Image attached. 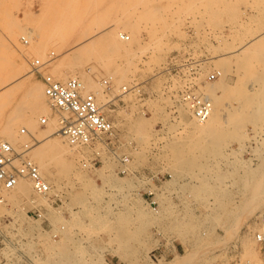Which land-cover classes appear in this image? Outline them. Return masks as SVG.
I'll return each mask as SVG.
<instances>
[{
  "label": "rangeland",
  "instance_id": "rangeland-1",
  "mask_svg": "<svg viewBox=\"0 0 264 264\" xmlns=\"http://www.w3.org/2000/svg\"><path fill=\"white\" fill-rule=\"evenodd\" d=\"M123 1L126 3L128 8L127 11L124 10L121 4ZM139 1L140 0H0V51L4 50L1 51L0 56L2 57L0 58L2 61L5 57L9 60L10 58L8 57L9 55L7 54L5 47L12 46L10 48L15 54L14 60H16L18 54H23L25 51L24 53L27 55L26 61H29V63L27 62L29 68H27L28 65L23 66L24 68L17 67L18 65L15 63L17 61L13 62L12 57L11 60H9L11 63H9L8 60L3 62L0 60V65L6 66L7 61L8 66L6 67H9V70L13 67L14 63V66L17 65L16 67L21 70H19V75H21L18 78H23L25 75L28 76L29 73L28 78L30 80L34 79L33 81L42 83L44 87L41 74L33 72L32 67L30 66L31 62L36 58H40L42 61H48L41 68L43 74L55 73L57 70L54 66H56L59 71L53 75L61 80L67 79L70 75L83 77V74L89 72V69L86 70L85 66H89L92 63L95 67L90 70L93 72L89 73H95L93 74V77L96 78L98 85L100 87L106 86V89L102 88L105 91L107 90L106 94L110 95V101L107 105H103L104 110L115 121L120 132L119 140L112 147V149L104 146L100 149L99 155L96 156L95 151L89 150L88 148L81 153V156L79 155L81 159L79 158V160L76 159L75 161V167L79 168L77 167V165L80 166L78 163L90 161V159H93L96 156L98 161L95 165L85 166L84 164H81L80 171L79 169L76 170V168H73L72 171L71 169L70 171L68 169V172H66V167H61L63 163L58 162L59 164H55V170L57 171V168L59 167L60 172L63 173H60L62 175L61 176L58 172L59 170L57 171L59 176L57 174V180L55 181H58L59 183H55L54 186L57 189L56 191H61L59 196L61 200L55 199V201L52 202L50 200L45 202L42 200L43 202L41 201L35 204L37 206L32 203H28V205L27 203H24L25 199L31 198L34 195H22L18 196L14 200V198L12 199L10 196L11 191H9L6 194L7 203L0 205V227L10 221H26L28 219L27 214L24 213L22 207L27 205L26 210L38 207L41 212H43L45 218L48 219L46 220V223L49 224V228H52V230L48 228V233L40 231L41 229L39 228H37L38 230L33 228L30 229L34 235L37 232L41 233L36 235L38 236V239H34L32 244L36 249L40 250L42 256H46V253H48L47 251H49L48 247H51V245H57V248L60 244V247H63L64 250L63 245L66 244L65 249L71 251L67 254L66 250L63 251L60 248V250H62L60 251L62 253H60V255H63V257L60 258H62V261L64 260V264L65 262L66 264L67 262H70L69 264H71L72 261V264H97V262L99 264L101 261L104 263L107 262L108 264H140L143 262H151L152 260L155 262H160L161 260L166 261L174 258L177 254L184 253L188 250L187 245L181 239L182 236H180L181 233H179V229H177V221H179L181 217L188 215L187 217L193 219L191 220L192 222L195 221L194 223H200L198 227L199 231H203L206 227L211 228L215 226V229L213 228L215 230L213 234L214 236L211 235L210 238H208L207 243H205L208 250L207 254L203 255L201 258L199 257V259L197 258L193 264H240L242 261L248 260L246 258L242 260L241 258V254L244 253L242 240L251 238H253L251 240H255L254 231L257 227V223L255 222H257L258 214L252 215L251 218L241 215L243 217H241V220L239 219L240 222L238 221V230H236V224H233L234 220H232V223L229 222L225 229H222L220 222L217 223V221H213L206 216V212H208L206 208L207 198H197L192 194V192L188 191L190 190L189 188L193 186L191 176L186 174L176 175L173 164L174 156L172 154V143L177 138L182 136L180 133L183 129V118L180 116L181 113H179L180 111L178 109L181 100V82L178 80L179 78H177L175 71L172 70L171 67L174 56L190 54L201 60V77H205L207 74L215 70L223 71V74L219 77V79H224V81H220L217 78L213 81L206 82L205 84L199 83L200 88H203V90L207 92L206 94H208L212 85L213 87H218V82L222 84L219 85L220 88L218 87L215 91L216 93L214 94L222 95L221 99L223 101L225 100L224 102L222 101L223 107L225 108L226 106L225 110H242V114L238 115V119H240V121L242 120L241 122L243 123L247 119L248 121H245L244 125L242 124L243 127H241L242 130L240 129V132H243L248 136L254 135L253 137L256 138H245L243 140V147L238 139L233 137L230 142L229 140L232 136L229 135L230 137H226L225 140H228L229 142H225V150L232 153L230 154V156H232L229 159L231 160V163L226 160L220 161V171L223 172L226 169L232 170L234 166L232 165L233 162L235 163V166H240L238 164L239 162H236L235 160H239L240 164L241 159H245L249 163L251 161L252 164H255L258 161L256 158L257 152L264 151V142L261 143L264 140V126L258 120L261 119V117L257 116V122L254 121V123H252L251 120L253 119L247 117L245 113L249 112L250 109L251 111L259 109L254 108V105H252L253 103L264 102V99H260L264 98L261 96V93L264 91V83L262 81L254 82L257 77L258 80L264 78V68H262L264 67V44H262L263 48H261V46L254 49L246 47L243 48L244 51L239 46L242 41L244 42L245 40L250 39L248 32L250 29H252L253 33H257L259 29H261L262 26L257 22V15L259 12L255 9L256 6L251 7L252 5H250V0H236V5L239 8H237L239 10V16L237 19H234L233 17L231 18L232 14L225 11H221V15L219 14L220 16H214L213 13V18L212 12L208 9L210 6H208V2H205L207 0H202L205 3L201 0H198L199 2L196 0H158L159 5L157 0H142L140 3ZM146 1L148 3H146ZM150 1L153 2L151 3ZM149 2L150 5H148ZM134 4L135 6H133ZM135 7H139L140 10H150L151 13L148 12V15H144V17L140 20V37L131 44L134 49L132 52L134 53L129 54L130 59L126 58L128 55L127 52H122L119 55H116V57H114L115 60L113 59L112 61L113 63L118 60L117 62L121 65L123 64L124 66L130 64V67H127L131 69L127 76L128 80L122 78L120 82H118L119 85L117 84L118 90H116L117 88L114 90V88H112L113 84L111 81L119 79L120 77L114 72L116 69V66L114 65L115 63H111L113 65L111 66L106 62L107 60L98 59L93 54L94 56H89L90 59H88V56L85 57L88 60L85 58L83 59L87 61L83 66L85 68L76 66L78 68L77 69L75 65L71 63L73 62V59L70 58V53L72 48L77 45L75 41L82 36L83 31L85 32L86 29L87 31L92 29L90 26H97L98 24H101L99 22L100 17H109L105 19H107L111 24H119L117 27L118 29H121V18H123V16L125 17L127 14L130 17L132 10H134L133 8ZM154 7L156 10L153 9ZM153 15L155 16L153 17ZM254 16H257L256 19ZM107 20L104 22H107ZM258 25H260V28ZM9 26L12 27L10 28ZM124 31L129 33V30ZM23 36L26 37L29 42H25L22 39ZM10 40L15 41V44L18 47L13 45L14 43L11 44ZM123 41L127 42L128 40ZM41 42L45 43H43V49L42 47L40 48L37 46ZM33 46H35L34 50ZM19 47H23L22 52ZM36 48L41 51L38 49L36 50ZM259 48L262 50H259ZM234 49L236 50L234 51ZM41 52L46 58L41 54ZM65 54L67 55L66 60L68 57L67 65L66 61L62 60L65 58ZM262 54L263 57L261 56ZM240 56L242 57L240 58ZM248 56H250V59ZM256 56H261L263 60L259 57L255 59ZM219 59H222V61ZM223 60L227 61L223 62ZM245 60L249 64H247ZM61 63H63V66L65 67H63ZM69 63L74 67H69ZM245 63L248 67L251 65L249 68H246L248 70L242 67ZM119 64H117V66ZM16 67H14V70H17ZM60 67H63L62 69L64 70V73L61 71L62 69H60ZM24 69L26 71H24ZM73 69L76 75L72 72ZM81 70H85L83 71L84 73H82ZM9 71H11V69ZM23 71L25 73L24 75ZM262 71L263 76L261 73ZM60 73L62 75H59ZM81 73L82 75H80ZM64 74L67 75L65 76ZM110 76H113V78ZM4 77L0 78V82L2 81L1 79H4ZM99 81L104 84H100ZM125 84L129 86H137L128 92H124L122 90ZM224 84L226 86H224ZM19 88L15 91L17 92L18 90V93H16L18 96L16 94L10 96L9 101L11 103L9 101L5 102L6 99L3 101L4 103H7L3 105L4 108L6 106L7 112L9 111L11 114L9 112L6 113L4 108L0 109V114L2 113V117L0 116V118H3L2 120L0 119V121L3 122V124L0 122V133L2 132V125L7 123L9 116H14L15 114V108L12 110L14 104L16 103L15 105L17 106L18 103L23 104V102H25V98L23 96L25 94V89H23V92L22 90L19 91ZM86 90L92 91L87 87ZM201 92L205 94L204 91L201 90ZM258 92L260 93V96L258 95ZM239 94L243 95V97H241L242 99L239 98L240 100L238 99L240 96ZM245 94L246 96H249V94L250 96H257L260 100L257 102V98L255 97H253V99H247L245 97L244 99ZM262 95H264V93ZM18 97H23L24 100L20 98L21 102ZM46 100V107H50L46 108V110L49 109L50 112L49 110H47L48 112L45 110L37 116V124L35 123V128L30 129V126L28 127V123L26 124L25 121H21L20 124H18L17 137H15L14 141H16L15 144L18 146V150L20 148L19 151H22L25 147H27L25 144L22 145L25 141H29L30 143L35 142L36 144L34 143V146H37V144L42 142L45 137L43 132H46V128L48 131V129L52 130L55 127V129L60 127V125H58L60 124L58 113L52 108V106H50L51 104L47 98ZM251 102L252 104L249 105ZM237 103L240 104L238 106L240 109L236 106ZM247 103H249V106ZM7 105H9L10 108ZM8 108L14 113H12V111ZM43 117H47L46 122L42 121ZM141 118H146L147 124V130L142 132L143 134L135 128V120ZM51 120H55V122H53L54 124L49 123ZM51 126L54 128H51ZM23 128H26L25 132H22ZM53 133L52 137L55 136L54 138L65 139V137L57 131ZM1 134H3V132ZM1 134L0 139H9L6 135L2 138L3 135ZM22 134L25 136H22ZM28 138H30L31 141L28 140ZM259 147L263 149L260 151ZM27 151V155L32 158L33 153L31 154V148ZM233 151L235 153H233ZM118 154L128 155L130 157V161L126 166L128 168L127 172H120L121 162ZM236 157L239 159H234ZM107 162L109 165L104 168V170H106V174L116 177L119 181H121V183L124 184L121 189L117 186L114 187L110 184V182L104 184L102 182L103 179L97 175L98 173L96 171L98 168H101V166L103 167ZM62 168H65V172L61 170ZM74 171L75 173H73ZM82 172L84 176L81 175ZM242 173V168L237 169L228 178V183H230L229 188L231 190L235 191L239 187ZM89 179L94 183L96 182L95 184L103 189H101L102 193L99 194V197L95 196L96 194H94L92 189L87 185V182L90 181ZM81 180H84V182ZM108 184L112 185L113 188H111L110 185L108 186ZM118 208H123V210L126 209L125 211L128 213L126 212L125 215L122 213V217L121 214L119 215L118 213H115ZM166 209L167 211H165ZM190 210L191 213L193 211L194 212L191 214L189 212ZM179 215L180 218H176L179 217ZM129 217L130 219L128 220ZM119 219L121 222H123V219L124 221H129L130 223L127 227L131 231L134 230L136 232V235L130 238L131 240L125 244L121 241L120 234H117V232L120 233L119 228L121 223ZM195 219H197V221ZM41 221L42 220H39L38 222L40 223ZM108 223L110 225H108ZM103 224H106L108 227L105 228L106 226ZM62 225H64L65 228L62 229V231H59L60 235L55 238L52 232L58 231ZM226 238L229 239L226 240ZM67 239L71 240L69 241ZM224 240L226 242H224ZM43 241H45V247L42 245ZM129 242L131 244H129ZM255 243L256 241H254L253 245L255 251L257 252V257L252 258L251 261H253L254 264H264L258 249H256L257 244ZM123 244L126 248H124ZM121 245H123V248ZM42 247L47 251L43 252L44 250ZM51 249H55V246L51 247L50 250ZM124 251L126 253H124ZM64 256L66 258H64ZM41 259H45V257H42ZM102 262L100 264H103Z\"/></svg>",
  "mask_w": 264,
  "mask_h": 264
},
{
  "label": "bare ground",
  "instance_id": "bare-ground-1",
  "mask_svg": "<svg viewBox=\"0 0 264 264\" xmlns=\"http://www.w3.org/2000/svg\"><path fill=\"white\" fill-rule=\"evenodd\" d=\"M126 1V0H125ZM131 1V0H130ZM142 1V0H140ZM139 1V3H140ZM145 1V0H143ZM162 1V0H160ZM198 1V0H196ZM202 1V0H201ZM200 1V2H201ZM247 1V0H246ZM151 2V1H150ZM150 2L148 5H150ZM153 2V1H152ZM151 2V3H152ZM158 2V0H157ZM155 2V3H157ZM199 2V1H198ZM204 2V1H202ZM205 2H208V9H210V12H212V16H213V13H214V16L217 15V16H220L221 14V11H225V12H230L232 14L231 18L233 17L234 19H237V17L239 16V8L237 7L236 5V0H207ZM204 2V3H205ZM238 2V1H237ZM243 2V1H241ZM245 2V1H244ZM250 5H252L251 7H255V9L259 12V14L256 16L258 19H257V22L262 26L261 29H259V31L255 34L253 33L252 29H250L249 32V37L250 39L248 40H245L244 42L242 41L240 43V48H251V49H254L258 46H261V48H263L262 44H264V0H250ZM248 2V3H249ZM121 3V2H120ZM133 3V2H132ZM131 3V4H132ZM144 3V2H142ZM141 3V5H142ZM146 3H148L146 1ZM246 3V2H245ZM122 6L124 8L125 11L128 10L127 6H126V3L123 1L122 3ZM145 4V3H144ZM158 5H159V2H158ZM248 5V4H247ZM135 6V4L133 5ZM143 6V5H142ZM146 7V6H144ZM131 8V7H130ZM152 8V7H151ZM157 8V7H156ZM238 8V9H237ZM6 9V8H5ZM134 10H132V13H131V16L129 17V15L127 14L125 17L123 16V18H121V23H120V26H121V29H118V25L117 23L115 24H111L110 22H108L107 19L105 18H109V17H106V16H102L99 18V22L101 24H98L97 26H90L92 29H89L87 31V29L85 30V32L83 31L82 33V36H78L79 38L75 41L77 43V45L75 47L72 48L71 50V55H70V58L73 59V65L76 66H80V67H83L84 66V63H86L87 61L83 60L86 56H88V59H90L91 55L92 56H96V58L98 59H103V60H107L106 62L108 64H110L111 66H113L112 64L115 63L114 65L116 66V69H115V73L117 75H119V79H114L112 82V88H117L116 90H118V87H117V84L118 82H120V80L123 78V79H127V76L129 74V72L131 71V69H129V65L128 64L127 66H124L123 64H119V62H113V59L114 57H116V55H119L120 53L122 52H127V57L128 59H130L129 57V54L131 53H134L132 52L134 49L133 47L131 46V44L135 41V40H138L139 39V34H140V28H141V18L144 17V15H148V12H150V10H140L139 7H135L133 8ZM155 9V7L153 8ZM156 10V9H155ZM158 10V8H157ZM238 10V11H236ZM241 10V9H240ZM154 11V10H153ZM243 11V10H242ZM5 12V11H4ZM151 13V12H150ZM154 13V12H153ZM152 13V14H153ZM6 14H7V11H6ZM220 14V15H219ZM4 15V14H3ZM9 15V13H8ZM137 15V16H135ZM241 15V13H240ZM7 16V15H6ZM11 16V15H10ZM9 16V17H10ZM155 15H153L154 17ZM213 16V18H214ZM8 17V18H9ZM14 17V16H13ZM146 17V16H145ZM152 17V18H153ZM255 17V16H254ZM255 17V19H256ZM156 18V17H155ZM218 18V17H217ZM150 19V18H149ZM154 19V18H153ZM220 19V18H219ZM12 20V19H11ZM98 20V18H97ZM107 22H104L106 21ZM143 20V19H142ZM10 23V22H9ZM12 24V23H11ZM8 25V24H7ZM260 25L259 28H260ZM2 27V26H1ZM10 27V26H9ZM12 27V26H11ZM10 27V28H11ZM88 27V28H90ZM8 29V28H7ZM249 29V28H248ZM10 30V29H9ZM124 30H129V35H130V39L126 42V41H123V39L121 40L120 38V32H125ZM87 31V33H86ZM10 32V31H9ZM1 34V33H0ZM16 34V33H15ZM248 34V33H247ZM11 35V33H10ZM4 36V35H3ZM248 37V38H249ZM17 38V37H16ZM1 39V38H0ZM84 39V40H83ZM243 39V38H242ZM246 39V38H245ZM7 40V39H6ZM11 41V40H10ZM9 41V42H10ZM142 41V40H141ZM40 42V41H39ZM14 43L13 45L16 46V42L15 41H11V44ZM44 43V42H43ZM43 43H39L37 46H39L40 48L42 47L43 49ZM4 44V43H3ZM33 44V43H32ZM35 44V43H34ZM45 44V43H44ZM130 44V45H129ZM139 44V43H138ZM234 44V43H233ZM18 45V44H17ZM47 45V44H46ZM2 46V45H1ZM5 46V45H4ZM3 46V47H4ZM36 46V44H35ZM35 46H33V50L35 48ZM135 46V44H134ZM139 46V45H138ZM237 46V45H236ZM235 46V47H236ZM12 46H7L5 47V49L7 50V54L9 55L8 57L10 58L9 60H11V57L13 58L12 61L17 63V67H22L24 68L23 66H27L29 61H26L27 59V55L26 53L23 52V54L21 53L22 52V48H20V53L21 54H18L17 57H16V60H14V53L13 51H11V48ZM18 47V46H16ZM38 47V48H39ZM140 47V46H139ZM2 48V47H1ZM32 48V47H30ZM36 48V50L38 49ZM249 48V49H250ZM259 48V50L261 49ZM248 49V51H249ZM40 50V49H38ZM69 50V51H70ZM233 50V49H232ZM231 50V51H232ZM236 49H234L235 51ZM241 50V51H242ZM256 50V49H255ZM262 50V49H261ZM1 51H4V50H1ZM0 51V53H1ZM41 51V50H40ZM45 51V49H44ZM244 51V50H243ZM253 51V50H251ZM257 51V50H256ZM32 52V51H31ZM68 52V51H67ZM214 52V51H213ZM227 52V51H226ZM233 52V51H232ZM240 52V51H239ZM255 52V51H254ZM16 53V52H15ZM234 53V52H233ZM256 53V52H255ZM6 54V53H5ZM42 54V52H41ZM94 54V55H93ZM214 54V53H213ZM237 54V53H236ZM253 54V53H252ZM260 54V53H259ZM264 54V53H263ZM263 54L261 55L263 57ZM30 55V54H29ZM43 55V54H42ZM69 55V54H68ZM124 55V56H125ZM245 55V54H244ZM5 56V55H4ZM41 56V55H40ZM44 56V55H43ZM66 54H65V58H63L62 60H65L66 61V65L68 64L67 63V60H68V57H67V60H66ZM90 56V57H89ZM135 56V55H133ZM214 56V55H213ZM261 56H256L255 59H257V57H259L260 59ZM2 57V56H0ZM31 57V56H30ZM45 57V56H44ZM120 57V56H119ZM212 57V56H211ZM222 57V56H221ZM242 56H240L241 58ZM249 59H250V56H248ZM252 57V56H251ZM46 58V57H45ZM94 58V57H93ZM95 58V59H96ZM118 58V57H117ZM253 58V57H252ZM86 59V58H85ZM86 59V60H88ZM93 59V60H95ZM125 59V58H124ZM136 59V58H135ZM1 60V58H0ZM5 60H8L6 59V57L4 58L3 61ZM8 60L9 63H11L10 61ZM70 60V59H69ZM115 60V59H114ZM133 60V59H132ZM220 61H222V59H219ZM248 60V59H247ZM252 60V59H251ZM263 60V59H262ZM2 61V60H1ZM2 61V62H3ZM71 61V60H70ZM92 61V60H91ZM124 61V60H123ZM128 61V60H127ZM227 61V60H225ZM223 60V62H225ZM236 61V60H235ZM246 61V60H245ZM249 61V60H248ZM6 61V66L7 63ZM12 62V63H13ZM28 62V63H27ZM56 62V61H55ZM69 62V61H68ZM90 62V60H89ZM94 62V61H92ZM96 62V61H95ZM98 62V61H97ZM122 62V61H121ZM135 62V60H134ZM65 63V62H64ZM112 63V64H111ZM119 64L117 66V64ZM244 63V62H243ZM247 63V61H246ZM243 64V68L246 69L248 66L247 64ZM259 63V62H257ZM4 64V63H2ZM70 64V63H69ZM88 64V63H87ZM252 64V63H251ZM264 64V63H263ZM11 65V64H10ZM15 64L13 63V67H11V71L8 70L9 67H6L5 65H0V78H3L4 76V79H1L2 81L0 82V109L4 108V104H7V103H4L3 101L6 99L5 102L9 101L10 100V96H13V94H16L18 93V90L17 92L16 89L19 88V87H23V88H19L20 90L19 91H23V89H25V94L23 95L24 98H25V102H23V104H20L18 103V105L16 106L14 104V107H12V110L14 109L15 111V114L14 116L11 115L9 116L8 120L6 119L7 116H6V120H7V123L5 125H2V132L3 135L2 138L4 137V135H6L10 140V142H12V144L18 149V146L15 144L16 141H14L15 137H17V126H19L18 124H20L21 121H25L26 124L28 123V127L30 126V129H33L35 128V123L37 121V116H39V114L43 111L46 110V108H50V107H46L47 106V96L45 94V91H44V87L42 85V83L40 82H37V81H33V80H30L28 78L29 76V73H28V76H23V78H18L20 75H19V70L16 66H14ZM61 65L63 66V63H61ZM65 65V64H64ZM72 64L69 65V67L72 66V68L74 67ZM86 65V64H85ZM97 65V64H96ZM101 65V64H100ZM104 65V64H103ZM106 65V64H105ZM226 65V64H225ZM242 65V63H241ZM12 66V65H11ZM31 66V65H30ZM99 66V65H97ZM133 66V64H132ZM228 66V65H227ZM251 66V65H250ZM249 66V67H250ZM14 67L17 68V70H14ZM65 67V66H63ZM62 67V68H63ZM67 67V66H66ZM86 67V70H88L89 72H93V71H90L91 69H93L95 66L91 63V65L89 66H85ZM83 67V68H85ZM223 67V66H222ZM241 67V66H240ZM248 67V68H249ZM257 67V66H256ZM15 68V69H16ZM21 68V69H22ZM26 68V67H25ZM29 68V65L28 67ZM26 68V69H27ZM31 68V67H30ZM54 68H56L57 71L58 68L56 66H54ZM60 67V69H62ZM77 68V67H76ZM75 68V69H76ZM264 68V67H262ZM78 69V68H77ZM76 69V70H77ZM253 69V68H252ZM53 70V68H52ZM95 70V69H94ZM113 70V69H112ZM248 70V69H246ZM251 70V69H250ZM249 70V71H250ZM254 70V69H253ZM21 71V70H20ZM24 71H26L24 69ZM23 71V75L25 74ZM56 71V72H57ZM62 72L64 71L63 69L61 70ZM82 71V70H81ZM85 71V70H83ZM82 71V73H84ZM107 71H108V68H107ZM264 71V69H263ZM263 71L261 72L262 73V76H263ZM52 72V71H51ZM55 72V71H54ZM55 72V73H56ZM61 72V73H62ZM74 73V69L72 71ZM76 72V71H75ZM85 73L82 75V73L80 75H82L83 77H81L82 81L84 82V85H85V88H89L91 89L96 95H97V98H98V102L100 103V105H107V103L110 101L109 99V96L108 94H106V91L103 89V88H107L106 86H99L98 85V82L96 80V78L93 77V74L91 73ZM113 72V71H112ZM256 72V71H255ZM53 73V74H55ZM58 73V72H57ZM59 74V75H62V74ZM80 73V72H79ZM75 74V73H74ZM78 74V72H77ZM104 74V73H103ZM256 74V73H255ZM65 75V74H64ZM67 75V74H66ZM65 75V76H66ZM76 75V74H75ZM79 75V74H78ZM98 75V74H97ZM257 75V74H256ZM64 76V77H65ZM71 76V75H70ZM95 76V75H94ZM32 77V76H31ZM102 77V76H101ZM111 77V76H110ZM132 77V76H131ZM221 77V76H220ZM66 78V77H65ZM113 78V76L111 77ZM114 78H115V74H114ZM130 78V77H129ZM224 78V76H223ZM131 79V78H130ZM219 79V78H218ZM260 79V78H259ZM125 80V81H126ZM220 81H224V79H219ZM218 80V81H219ZM254 80V79H252ZM256 81H262L264 83V78L261 79V80H258V77L257 79H255L254 82ZM100 82V81H99ZM108 82V81H107ZM106 82V83H107ZM128 82V81H126ZM215 82V81H214ZM102 82H100L101 84ZM109 83V82H108ZM107 83V84H108ZM261 83V82H260ZM258 83V84H260ZM104 84V83H102ZM105 84V85H107ZM129 84V83H128ZM227 84V83H226ZM119 85V84H118ZM215 85V84H214ZM219 85H222L218 82V87ZM109 86V84H108ZM116 86V87H114ZM209 86V85H207ZM224 86H226L224 84ZM103 87V88H102ZM218 87H211L209 93L207 94L212 100H213V103H214V109H213V112L211 113V115L209 116V118L204 121V122H197L195 121L194 117L192 116V112L190 110V108L187 106L186 103L184 102H180V106H178L179 108V113H181V117L183 118V126H182V131H181V135L179 138H177L173 143H172V154H173V164H174V168H175V173L176 175H189L191 176V179L193 182L192 183V187H190L188 191L192 192V194L197 197V198H207L206 200V208L208 210V212H206V216H208V218L212 219L213 221H217L220 222V226L222 227V229L226 228L227 224L229 222L232 223V220H234V223L233 224H236V230H238L237 227H239L237 224H238V221L240 222L241 220V215H244L245 217H250L252 215H257L259 214V212H264V151H261L263 148H260V151L261 152H257V155H256V158L258 159V161L255 163V164H252L251 161L250 163L247 162L245 159H241V164H240V161L238 160H235L236 162H239L238 164L241 166H238L240 168H242V175L240 177L241 179V183L239 185V187L233 191L229 188V184L228 183V178L234 173V171H236L237 169H240L238 168L237 166H235V163L233 162L232 165L233 166V169L232 170H228L226 169L225 171L221 172L220 171V167L219 166V162L220 161H223V160H226L228 162L231 163V160H229L231 158L230 154L232 153H229L227 152V150H225V142L228 141V140H225V138L227 137H230V142L232 141L231 139H233V137L235 139H238L241 143V146L244 147V144H243V140L245 138H256V137H253V136H248L246 135L245 133L243 132H240V129L242 130L241 127H243L245 121H248L245 120L244 123L240 121V119H238V115L242 114V110L240 109V107H238L239 105H237V107L240 109V111H236V110H225V108L223 107V103H222V95H215L214 93H216L215 91L217 90ZM264 87V86H263ZM110 88V87H109ZM108 88V89H109ZM210 88V87H209ZM220 88V87H219ZM227 88V87H226ZM121 89V88H120ZM202 91L205 92V94L207 93L205 90H203V88H200ZM263 89V88H262ZM261 89V91H262ZM200 90V91H201ZM90 91V90H88ZM121 91V90H120ZM123 91V90H122ZM231 91V90H230ZM236 91V90H235ZM260 91V92H261ZM15 92V93H14ZM24 92V91H23ZM110 92V91H108ZM113 92V91H112ZM117 92V91H116ZM111 93V92H110ZM123 93V92H122ZM264 93V91H263ZM263 93H261V96L264 97V95H262ZM236 94V93H235ZM260 93L258 92V95ZM17 95V94H16ZM240 96L238 97V99H242L241 97H243V95L239 94ZM18 96V95H17ZM125 96V95H123ZM238 96V95H236ZM235 96V97H236ZM260 96V95H259ZM108 97V99H107ZM245 97L247 99H253V97L255 96H246V94L244 95V99ZM9 98V99H7ZM19 98V97H18ZM17 98V100H18ZM23 99V97H20ZM19 98V99H20ZM111 98V97H110ZM231 98V97H230ZM257 98V96L255 97ZM48 99V98H47ZM236 99V98H235ZM237 99V100H238ZM239 99V100H240ZM260 99H264V98H260ZM259 98H257V102L260 100ZM24 100V99H23ZM21 101V99H20ZM103 101V102H102ZM225 101V100H224ZM223 101V102H224ZM252 101V100H251ZM264 101V100H263ZM10 102V101H9ZM17 102V101H16ZM22 102V101H21ZM255 102V101H254ZM11 103V102H10ZM249 103H247L248 105ZM252 102L249 104L251 105ZM10 105V104H9ZM7 105V106H9ZM246 105V106H247ZM248 105V106H249ZM252 105H254V108H259L258 110L256 111H250L249 112H246L245 115L247 117H249L250 119H253L251 120L252 123L257 122V116L261 117V119H258L261 124L264 126V102L263 103H253ZM3 106V107H2ZM51 106V105H50ZM109 107V106H108ZM235 107V106H234ZM10 108V106H9ZM8 108V109H9ZM231 108V107H230ZM245 108V106H244ZM252 108V107H251ZM6 110V106L4 108ZM232 109V108H231ZM236 109V108H235ZM249 109V108H248ZM247 109V111H248ZM10 110V109H9ZM10 110V111H12ZM49 110V109H47ZM46 110V111H47ZM238 110V109H237ZM4 111V110H3ZM1 111V112H3ZM230 111V112H229ZM6 113L7 110L5 111ZM12 111V113H14ZM48 112V111H47ZM50 112V110H49ZM4 113V112H3ZM10 113V112H9ZM11 114V113H10ZM46 114V112H45ZM5 115V114H4ZM3 115V116H4ZM9 115V114H7ZM0 116L2 117V113L0 114ZM140 117V116H139ZM256 117V119H255ZM39 118V117H38ZM245 118V117H244ZM1 119V118H0ZM3 119V118H2ZM1 119V120H2ZM57 121V119H55ZM55 120H51V122L49 123H53L55 122ZM182 120V119H181ZM244 120V119H243ZM5 121V120H4ZM134 121V120H133ZM2 124L3 122L0 121ZM6 122V121H5ZM59 122V121H57ZM40 123V122H39ZM135 128L137 131L139 132H145L147 130L146 128V118H141V119H138V120H135ZM37 124V123H36ZM54 124V123H53ZM243 124V125H242ZM60 125V124H58ZM50 126V125H49ZM52 126H55V125H52ZM51 128H54L52 127ZM32 127V128H31ZM50 128V127H49ZM56 128V127H55ZM54 128V129H55ZM60 128V127H59ZM59 128L57 129H48L47 131V128H46V132H43V135L45 134V137L43 138L44 140H42V142L38 143L37 146H34V143H30L29 141H25L23 140V143L22 145H26L27 147H25L23 150H28L31 148V154H32V158L35 160V162H37V164L40 166L43 174L52 182L53 184V191L56 192V187L55 186V183H57L55 180H57V174L60 172L59 170V167L57 168V171L55 170V164L56 163H63V165H61V167H66V172H68V169L70 171L73 170V168L75 169L76 165H75V161L76 159L79 160V158L81 159V153H83L84 150L88 149V147H78V146H73L71 144H69L65 139L63 138H54L52 137V134H54L53 132L59 130ZM20 130V129H19ZM0 131H1V128H0ZM30 131H34V130H30ZM39 133V132H38ZM60 133V132H58ZM37 134V133H36ZM61 134V133H60ZM143 134V133H142ZM34 135V133H33ZM62 135V134H61ZM230 135V136H229ZM22 136H25L22 134ZM36 136V135H35ZM264 139V138H263ZM28 140L31 141L30 138H28ZM34 140V139H33ZM37 140V139H36ZM41 140V139H39ZM20 141V140H18ZM228 141V142H229ZM264 140L261 142L263 143ZM36 144V143H35ZM263 145V144H262ZM100 146L102 145H98L97 147L99 148ZM264 146V145H263ZM23 148V147H22ZM20 150V148H19ZM90 150V148H89ZM88 150V151H89ZM235 150V149H234ZM29 152V151H27ZM233 153H235L233 151ZM86 154V153H85ZM237 154V153H236ZM80 155V156H79ZM234 155V154H233ZM172 156V155H171ZM240 156V155H239ZM233 158V157H232ZM234 159H239V158H234ZM251 159V158H250ZM234 161V160H233ZM80 162V161H79ZM58 163V164H59ZM254 163V162H253ZM57 164V165H58ZM83 165L84 162H81V163H78ZM109 165V163L107 162L103 167L101 166V168H98V170L96 171L102 179H103V183H107V182H110V184H112L114 187H120V189L124 186L123 183H121V181H119L116 177H113L111 175H107L106 174V170H104L105 166ZM172 165V163H171ZM218 165V166H217ZM237 165V164H236ZM79 165H77V167L79 168H76V170L81 169ZM173 166V165H172ZM83 168V167H82ZM173 168V169H174ZM65 169V168H64ZM64 169L62 168L61 170L64 171ZM83 171V170H82ZM84 172V171H83ZM83 172L81 175H83ZM75 173V171L73 172ZM58 174V176H59ZM63 174V173H62ZM65 174V173H64ZM68 174V173H67ZM61 175V174H60ZM52 176V178H51ZM62 176V175H61ZM84 176V175H83ZM82 177V176H81ZM98 177V176H97ZM78 178V177H77ZM94 178V177H93ZM84 179V178H83ZM90 180V179H89ZM60 181V180H59ZM82 181V180H81ZM80 181V182H81ZM84 182V180L82 181ZM81 182V183H82ZM59 183V182H58ZM96 183V182H95ZM93 181H89L87 182V185L92 189V192L94 194H96L95 196H98L99 197V194L102 193V188L99 187L97 184H95ZM108 184V186L110 185ZM123 184V185H122ZM58 185V184H57ZM110 185L111 188H113V186ZM60 186V185H58ZM185 187V186H184ZM188 187V186H186ZM102 189V190H101ZM117 189V188H116ZM124 189V188H123ZM188 189V188H187ZM186 190V189H185ZM60 193V190H58V194ZM113 193V192H112ZM111 193V194H112ZM110 194V193H109ZM22 195H34L33 197L31 198H26L25 199V202L24 203H39L41 202L42 200L45 201H49L50 198H48L47 196H43V195H39L35 192L34 188H33V185L31 183V181H29L28 179H21L20 182L11 190L10 192V196L12 197V199L14 198H17L18 196H22ZM104 196V195H103ZM194 197V198H195ZM186 198V197H185ZM99 201V200H98ZM43 202V201H42ZM125 203V202H124ZM123 203V204H124ZM128 203V202H127ZM83 204V203H82ZM29 205V204H28ZM31 205V204H30ZM84 205H87V204H84ZM126 205V204H125ZM124 205V206H125ZM189 205V204H187ZM123 206V207H124ZM26 207H22L24 213L26 214ZM91 207V206H90ZM188 207V206H187ZM96 208V207H95ZM104 208V207H103ZM127 208V206H126ZM130 208V206H129ZM167 208V207H166ZM131 209V208H130ZM165 209V208H164ZM190 209V208H189ZM97 210V209H96ZM114 210V209H113ZM116 210V209H115ZM126 210V209H125ZM123 210V208H118L117 211L115 213H118L119 215L121 214L122 217H123V214L124 215L126 214L127 211ZM142 210V209H141ZM22 211V210H21ZM93 211V210H92ZM105 211V210H104ZM138 211V210H137ZM167 211V209L165 210ZM164 211V212H165ZM188 213V211H186ZM191 213V210L189 211ZM194 212V211H193ZM192 212V213H193ZM22 213V212H21ZM128 213V212H127ZM139 213V212H138ZM188 213V214H190ZM191 213V214H192ZM205 213V212H204ZM111 214V213H110ZM148 214V213H146ZM165 214V213H164ZM92 215V214H91ZM98 215V214H97ZM117 215V214H116ZM17 216V215H16ZM19 216V215H18ZM24 216V215H23ZM101 216V215H100ZM163 216V215H162ZM182 216V215H181ZM188 215L186 216H183L181 217V219L179 221H177V229H179V233H181L180 236H182V241L187 245L188 247V250L184 253H179L177 254L174 258H171L169 260H161L160 262H155L154 260H152L151 262H143V263H140V264H193V262L199 257L201 258L203 255L207 254L208 250H207V245L205 243H207V240L208 238H210L211 235L214 234V229H215V226L209 228V227H206L203 231H199L198 230V227H199V224L197 223H194L192 222L191 220H193L192 218L190 219L189 217H187ZM204 215V217H206ZM254 217V216H253ZM256 217V216H255ZM18 218V217H17ZM105 218V217H104ZM126 218V217H125ZM176 218H180V215L179 217H176ZM199 218V217H198ZM130 219V217L128 218V220ZM205 219V218H204ZM203 219V220H204ZM207 219V217H206ZM240 219V220H239ZM245 219V218H244ZM82 220V219H81ZM95 220V219H94ZM122 220V219H121ZM176 220V219H175ZM197 221V219H195ZM120 221V219H119ZM118 221V222H119ZM199 221V219H198ZM244 221V220H243ZM109 222V221H108ZM117 222V221H116ZM64 223V222H63ZM79 223V221H78ZM102 223V222H101ZM110 223V222H109ZM108 223V225H110ZM120 228H119V232L118 233L117 231V234H120V237H121V241L125 244L127 243L129 240H131L130 238L134 237L136 235V232L133 230L131 231L127 225L130 223L129 221L127 222L126 220L124 221L123 219V222L120 221ZM132 223V222H131ZM138 223V222H137ZM230 223V224H231ZM256 223V222H255ZM70 224V223H69ZM88 224V223H87ZM240 224V223H239ZM104 225V224H103ZM112 225V224H111ZM249 225V224H248ZM252 225V224H251ZM106 226V224L104 225ZM130 226V225H129ZM212 226V225H211ZM219 226V225H218ZM100 227V225H99ZM108 226H106L105 228H107ZM117 228V227H116ZM135 228V227H134ZM133 228V229H134ZM139 228V227H138ZM214 228V229H213ZM101 229V228H100ZM118 229V228H117ZM254 229V227H253ZM251 229V230H253ZM68 231V230H67ZM226 231V230H225ZM234 232V231H232ZM253 232V231H252ZM178 233V234H179ZM231 234V233H230ZM251 235V234H250ZM118 236V235H117ZM214 236V235H213ZM46 237V236H45ZM139 237V236H138ZM222 237V236H221ZM233 237V236H231ZM229 237V238H231ZM48 238V237H47ZM229 238H226L229 239ZM245 238V237H244ZM251 238V237H250ZM49 239V238H48ZM253 239V238H251ZM251 239H245V240H242L243 241V248H244V253L241 254V258L242 260H244L245 258L246 259H249V260H252V258L254 257H257V252L255 251V248H254V241L251 240ZM46 240V238H45ZM69 240V239H67ZM71 240V239H70ZM69 240V241H70ZM68 241V243H69ZM44 242L43 241V244L44 245ZM47 242V241H46ZM224 242H226L224 240ZM223 242V243H224ZM67 243V242H66ZM67 243V244H68ZM122 244V243H120ZM123 244V245H124ZM129 244H131L129 242ZM218 244V242H217ZM256 244V243H255ZM70 245V244H69ZM123 245L122 248H123ZM50 246V245H48ZM55 246V249H51V247ZM57 245H51V247H48L49 248V251H47L46 249H42L44 250L43 252H48L46 253V256L43 255L42 257L45 259H41L40 258V264H64V260L62 261L60 257H63V255H60V251L63 250V247L61 248L60 247V244L59 246L56 248ZM62 246V244H61ZM64 246V250H66L67 254L70 253V251H68L67 249H65L66 247V244L63 245ZM120 246V245H119ZM45 247V245H44ZM257 247V246H256ZM60 248L62 250H60ZM124 248L125 245H124ZM217 248V247H215ZM131 249V248H129ZM220 249V248H219ZM257 249V248H256ZM114 250V249H113ZM117 250V249H116ZM122 250V249H121ZM127 250V249H125ZM132 250V249H131ZM115 251V250H114ZM217 251V250H216ZM65 252V253H66ZM124 253H126L124 251ZM242 253V252H241ZM62 254V253H61ZM73 254V252H72ZM81 254V252H80ZM226 254V253H225ZM224 254V255H225ZM66 255V254H65ZM68 256V255H67ZM210 256V255H209ZM227 256V255H226ZM225 256V257H226ZM77 257V255H76ZM126 257V256H125ZM206 257V256H205ZM224 257V258H225ZM231 257V256H230ZM64 258H66L64 256ZM63 258V259H64ZM213 258V257H212ZM71 259V258H70ZM69 259V260H70ZM73 259V258H72ZM104 259V258H103ZM67 260V259H66ZM75 260V259H74ZM77 260V259H76ZM98 260V259H97ZM206 260V259H205ZM63 263H62V262ZM99 261V260H98ZM101 261V260H100ZM214 261V260H213ZM228 261V260H227ZM102 262V261H101ZM100 262V263H101ZM255 262V261H254ZM70 263V262H69ZM67 262V264H69ZM73 263V261H72ZM71 263V264H72ZM99 263V264H100ZM103 264H108L107 262H102ZM66 264V262H65ZM96 264V263H95ZM98 264V262H97ZM195 264V263H194ZM198 264V263H197ZM205 264V263H204Z\"/></svg>",
  "mask_w": 264,
  "mask_h": 264
},
{
  "label": "built area",
  "instance_id": "built-area-1",
  "mask_svg": "<svg viewBox=\"0 0 264 264\" xmlns=\"http://www.w3.org/2000/svg\"><path fill=\"white\" fill-rule=\"evenodd\" d=\"M120 38L129 40L130 35L120 32ZM29 42L26 37H22ZM48 61L36 58L31 62L33 72L41 74L44 83L45 94L52 106L58 113L60 132L73 146L88 147L94 150L96 156L100 149L107 146L112 147L119 140V129L115 121L106 113L104 106L98 102L97 95L93 91H87L84 82L79 76H70L65 80L58 79L53 74H43L41 68ZM172 70L181 82L180 102H184L190 108L192 116L197 122L206 121L214 109L213 100L201 92L200 85L219 78L222 70H215L205 77H201V60L193 55H176L172 61ZM201 79V80H200ZM137 85L125 84L123 91L128 92ZM43 122L47 117L42 118ZM26 128L22 129L25 132ZM98 145H102L99 148ZM27 150L19 151L10 141L0 139V205L7 203L6 194L11 191L21 179L31 181L35 192L47 196L50 201L60 199L61 194L53 191L52 182L43 174L40 166L26 153ZM86 155V154H85ZM90 161H83L84 165H95L97 157ZM121 162L120 172H127L126 167L130 161L128 155H119ZM37 204L34 203V205ZM37 206V205H35ZM27 220L23 222L10 221L0 227V264H40L42 257L39 249L32 242L38 239L40 232L32 234L31 228L47 232L49 224L40 208H30L26 211ZM39 220H42L40 223ZM257 227L254 238L262 261L264 262V212L257 216ZM62 225L58 231H53L57 238L59 231L64 229ZM52 230V228H49ZM48 233V232H47ZM41 234V233H40ZM240 264H254L251 260L242 261Z\"/></svg>",
  "mask_w": 264,
  "mask_h": 264
},
{
  "label": "crops",
  "instance_id": "crops-1",
  "mask_svg": "<svg viewBox=\"0 0 264 264\" xmlns=\"http://www.w3.org/2000/svg\"><path fill=\"white\" fill-rule=\"evenodd\" d=\"M239 105L238 103L236 104V106Z\"/></svg>",
  "mask_w": 264,
  "mask_h": 264
}]
</instances>
